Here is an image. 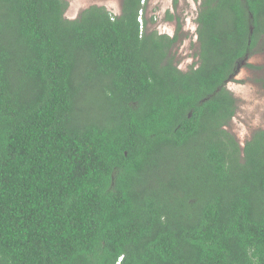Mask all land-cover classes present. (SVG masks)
Here are the masks:
<instances>
[{"label":"trees","instance_id":"obj_1","mask_svg":"<svg viewBox=\"0 0 264 264\" xmlns=\"http://www.w3.org/2000/svg\"><path fill=\"white\" fill-rule=\"evenodd\" d=\"M143 1L0 0V264H264V129L242 146L227 87L264 0H201L188 70Z\"/></svg>","mask_w":264,"mask_h":264},{"label":"rangeland","instance_id":"obj_2","mask_svg":"<svg viewBox=\"0 0 264 264\" xmlns=\"http://www.w3.org/2000/svg\"><path fill=\"white\" fill-rule=\"evenodd\" d=\"M69 7L66 16L77 17L90 5H104L109 10L120 13L122 0H68ZM201 0H145L146 17L149 19L150 30L173 36L178 28L177 17L181 18L182 30L180 39L174 46L177 64L183 70H188L199 62L200 45L197 36L196 18ZM167 11L175 15L167 19ZM154 18L151 21V18ZM254 65L248 66V64ZM227 87L237 98V113L229 129L244 145L258 129H264V52L249 56L242 61L236 75L227 83Z\"/></svg>","mask_w":264,"mask_h":264},{"label":"built area","instance_id":"obj_3","mask_svg":"<svg viewBox=\"0 0 264 264\" xmlns=\"http://www.w3.org/2000/svg\"><path fill=\"white\" fill-rule=\"evenodd\" d=\"M144 2H145V0L143 1V3ZM144 13L145 12H143V10H140L139 11V16H138V21L140 22V30H141V32L144 29ZM116 264H119V261Z\"/></svg>","mask_w":264,"mask_h":264},{"label":"clouds","instance_id":"obj_4","mask_svg":"<svg viewBox=\"0 0 264 264\" xmlns=\"http://www.w3.org/2000/svg\"><path fill=\"white\" fill-rule=\"evenodd\" d=\"M119 264H120V261H119Z\"/></svg>","mask_w":264,"mask_h":264}]
</instances>
